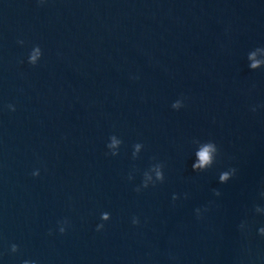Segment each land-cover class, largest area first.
<instances>
[{
  "label": "water",
  "instance_id": "water-1",
  "mask_svg": "<svg viewBox=\"0 0 264 264\" xmlns=\"http://www.w3.org/2000/svg\"><path fill=\"white\" fill-rule=\"evenodd\" d=\"M0 264H264V0H0Z\"/></svg>",
  "mask_w": 264,
  "mask_h": 264
}]
</instances>
